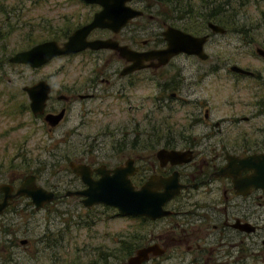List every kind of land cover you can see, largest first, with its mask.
Here are the masks:
<instances>
[{
	"label": "flooded vegetation",
	"instance_id": "obj_1",
	"mask_svg": "<svg viewBox=\"0 0 264 264\" xmlns=\"http://www.w3.org/2000/svg\"><path fill=\"white\" fill-rule=\"evenodd\" d=\"M75 1L87 13L74 21L58 44L100 9L95 3ZM125 5L141 14L115 31L92 28L85 39L112 40L123 46L127 56L108 48H85L61 56L73 59L87 54L104 59L58 65L19 86L17 110L25 118L19 126L33 139L40 131L48 137L59 134L55 143H66L72 152L66 161L70 191L86 185L69 164L87 167L92 180L99 177L95 168H120L134 190L149 183L151 193L168 196L161 205L162 214L151 219L122 214L103 204L84 207L80 197L59 196L57 187L46 189L54 198L35 208L29 198L14 195L21 180L0 181L9 195L0 212V232L8 233L0 245V261H14L15 236L9 233L16 230L17 217L29 215L37 227L50 224L35 214L41 210L50 214L48 204L68 197L84 211L112 209L116 216L145 227L132 225L131 230L118 231L106 240L102 231L96 232V239L77 240L78 234L70 230L71 219L64 218L63 225H53L57 229H45L35 238L34 257L41 258L39 264L44 259L58 264H264V48L255 46L261 52L254 47L251 53L220 46L226 43L216 37L226 31L216 18L197 16L188 26L192 30H186L172 25L168 16L167 22H158L134 0ZM208 23L222 32L211 30ZM167 27L200 41L190 42L188 51L158 57L156 53L166 48L170 38L163 34ZM40 80L49 92L42 112L33 114L23 88ZM138 113L152 124L143 135L136 131ZM46 114L58 115L56 122L48 123ZM93 125H97L96 134L112 136L114 142L88 144ZM3 195L0 190V201ZM17 244L27 245L28 240L18 239ZM140 252L142 256L133 262L131 258Z\"/></svg>",
	"mask_w": 264,
	"mask_h": 264
},
{
	"label": "rangeland",
	"instance_id": "obj_2",
	"mask_svg": "<svg viewBox=\"0 0 264 264\" xmlns=\"http://www.w3.org/2000/svg\"><path fill=\"white\" fill-rule=\"evenodd\" d=\"M7 1L12 2V0ZM32 1L36 0H24V8H18L12 2L13 9L9 4L2 3L0 9L4 12L12 9V13L7 15L9 18L6 14L0 13V22H4L2 30L5 32L10 29L12 32L10 39L4 38L0 41L1 47L6 49L8 56L15 51L27 48L21 46L30 36L39 35V31L41 40H46L49 36L43 30L67 19L74 23L76 19H83L84 14L87 13V9L75 0H39L38 6H31ZM73 1L74 3H72ZM218 1V4H222L224 10V16L223 18L220 17V21H222V26L226 31L223 37H216L217 40L226 43L220 46L230 49L239 47L251 53L254 52L255 46L264 48V0ZM193 2L199 3L198 0ZM134 3L146 5L144 13L156 17L158 22L160 19L167 22L166 17L168 16V19L173 23L172 25H181L182 21L193 20L198 16L194 14H192L193 16L186 15L182 17L181 21L177 20L178 17L171 7L169 9V5L154 3L151 0H134ZM70 13H72V17L68 18ZM19 14H23L21 22L15 20L19 17ZM243 20L245 22L241 24ZM5 52L3 55H7ZM235 52L236 54L239 53L238 51ZM1 53L3 51H0V55ZM102 55L105 56L106 53ZM103 59H92L87 54L73 59L56 57L38 70L20 65H6L5 62L0 65V181L6 182L13 178L21 180L24 174L31 172L35 175L36 182L43 188L53 189L57 187L59 196L63 195L64 191L71 189L72 182H68L71 175L66 170V161L72 155V152L66 149V143H55V140L60 138L59 134L55 132L48 137L40 131L36 133L37 138L33 139V136L26 133V128H20L19 123L23 122L25 118H22L17 110L20 102L19 86L29 80L36 79L38 75L41 76L52 71L58 65L102 63ZM137 115L135 119L136 131L141 132L142 135L146 134L152 124L148 120L142 119L140 113ZM156 122L159 123L158 120ZM96 130L97 125L89 127L88 144L114 142V137L102 138L96 134ZM20 159L28 160V166H26L29 168L28 171L23 172L21 170L23 165L18 167L17 163ZM48 207L52 208L50 214L46 215L41 210L35 215L36 217L41 215L50 224H41L37 227L31 216L22 214L17 217L15 221L17 228L9 233L15 236L14 246L11 248L14 252L12 257L14 261L3 260L0 261V264H39L41 258L36 257L35 259L34 257V254H36L34 252V247H36L34 244L35 238L43 233L45 229H57V226L53 225H63V219L67 217L71 219V233L78 234L77 240L85 239L87 236L96 239L95 234L97 231H102L106 240L111 239L110 236L118 231L131 230L132 225H143L145 227V224L137 223V220L116 216L112 209H100L98 207L90 211H84L75 205L73 198L63 197L62 200H56L48 204ZM66 210H70V213L66 214ZM6 234L8 235V233ZM6 234L0 232V245L5 244L3 241L7 236ZM18 239H26L28 244L18 245ZM43 264L58 263H52L51 260L44 259Z\"/></svg>",
	"mask_w": 264,
	"mask_h": 264
},
{
	"label": "water",
	"instance_id": "obj_3",
	"mask_svg": "<svg viewBox=\"0 0 264 264\" xmlns=\"http://www.w3.org/2000/svg\"><path fill=\"white\" fill-rule=\"evenodd\" d=\"M86 3H95L100 9L93 14L92 19L78 28H75L66 39L57 44L55 40H45L33 44L27 49L17 51L8 57V62L13 64H24L30 68H37L46 64L51 59L58 56L74 54L82 49H116L121 55L127 56L123 46L119 47L115 42L109 39L87 40L86 34L92 28H108L112 31L117 30L124 22L141 12L137 9L125 5L128 0H82ZM211 30L222 29L214 24L208 23ZM169 36L166 48L156 53L158 57L166 58L177 50H189L190 42L200 41V38L192 36L174 27H167L164 33ZM198 45V44H197ZM255 52L260 53L261 49L255 47ZM235 68V67H233ZM28 99L29 109L33 114L41 113L44 102L49 92L48 85L40 80L33 85L24 87ZM58 115L46 114L45 120L51 125L57 120ZM72 172L75 173L81 182L86 185L82 190H66L65 196H76L81 198L83 206L89 207L93 204H103L115 208L118 212L127 215L147 216L151 219L162 214L161 205L168 198L164 193L153 194L150 192V184L141 186L134 190L126 178L123 170L120 168L106 169L103 166L95 168L94 171L99 175L95 180L90 179L89 170L81 164H69ZM5 188V189H4ZM0 190L4 192L0 201V212L7 204L6 198L9 195L5 193L6 185H0ZM14 195H23L34 204L35 208L54 198V194L39 186L35 182L33 174L23 176L22 181L15 189ZM170 196V195H169ZM25 240H21L24 243ZM142 256V252L137 253L136 257L131 258L133 262Z\"/></svg>",
	"mask_w": 264,
	"mask_h": 264
},
{
	"label": "trees",
	"instance_id": "obj_4",
	"mask_svg": "<svg viewBox=\"0 0 264 264\" xmlns=\"http://www.w3.org/2000/svg\"><path fill=\"white\" fill-rule=\"evenodd\" d=\"M38 1L39 0L32 1L31 6H35V5L38 6L39 5ZM151 1L154 3L156 2L163 3L166 6L169 5V9L171 7L174 10V13L178 18L186 16V15L193 16L192 14H194V15L201 16L202 18H206V19L216 18V22L222 24V21H220L219 18L220 17L223 18L224 10H223L222 4L221 3L218 4L219 3L218 0H198L199 3L197 4L193 2L195 0H151ZM12 2H14L15 6H17L18 8H24V0L23 1L22 0H12ZM12 2H9L7 0H0V8L2 7V3L4 4L7 3L13 9L14 5L12 4ZM12 9H10V11H5V12L2 9H0V13L4 15L6 14L7 16L8 14L12 13ZM193 11H196V12H193ZM22 15L23 14H19V17L16 18L15 20H17V22L19 21L21 22ZM7 17L9 18V16ZM193 22L194 21L192 20H185L181 22V26H183L186 30H192V27H188V26L192 25ZM244 22L245 20H243L241 24H243ZM73 26H74V23L70 22L69 20H64L62 23L58 22L56 24H53L52 26L48 27V29L43 30V31L45 32V34H48L50 39L60 40V39H63V37L67 34L68 29L70 30ZM11 34L12 32L10 31V29H8L5 32L2 29H0V41L6 37L9 38ZM37 41H41L40 31H39V35H34L33 37L30 36L27 40H25V42L23 43L21 47H28L32 44L31 42L35 43ZM2 51L3 53H1L0 55V65L4 62L6 64L8 63L6 60L7 55H3L6 49L2 48L1 52ZM27 164H28V160L26 159H20V161H18V167L23 165L21 168L23 172H26L29 170V168L26 167L28 166Z\"/></svg>",
	"mask_w": 264,
	"mask_h": 264
}]
</instances>
